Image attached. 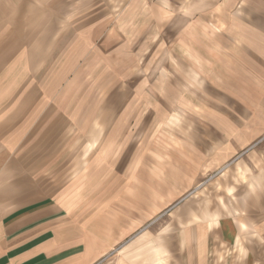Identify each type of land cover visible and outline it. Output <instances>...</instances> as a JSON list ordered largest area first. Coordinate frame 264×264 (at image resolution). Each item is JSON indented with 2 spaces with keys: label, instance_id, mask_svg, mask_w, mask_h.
I'll return each instance as SVG.
<instances>
[{
  "label": "crops",
  "instance_id": "0c3cea01",
  "mask_svg": "<svg viewBox=\"0 0 264 264\" xmlns=\"http://www.w3.org/2000/svg\"><path fill=\"white\" fill-rule=\"evenodd\" d=\"M234 217L264 237V0H0V264H207Z\"/></svg>",
  "mask_w": 264,
  "mask_h": 264
},
{
  "label": "rangeland",
  "instance_id": "374dc122",
  "mask_svg": "<svg viewBox=\"0 0 264 264\" xmlns=\"http://www.w3.org/2000/svg\"><path fill=\"white\" fill-rule=\"evenodd\" d=\"M95 1H99L100 3L116 1V5H119L125 0ZM207 179H213L212 183L208 184L207 188L204 186L200 187L189 200L184 202L181 206V210L196 209L203 212L207 202L208 205L206 208H212L213 211H216L213 216H209L211 218L209 225L216 226L218 224V216H225L229 212L226 205L222 207L220 204L223 193L220 183V173L209 175L204 180ZM226 191L225 188V193ZM206 195L208 196L207 201L205 200ZM226 202L231 213L236 214L238 210L243 209L242 206H237L229 200H226ZM234 223L238 232L230 221L229 224L234 235L232 238H225L226 236L223 237V235H221L222 229L225 230L223 224L214 228L212 237L208 241V251L206 254L207 264H264V237L257 236L254 228L240 218L234 217ZM163 253H166L164 249L157 250L150 258L152 261L162 264L163 259L161 255ZM170 261H172V257H170L168 261L166 259L164 264H171ZM173 261L179 262L178 259Z\"/></svg>",
  "mask_w": 264,
  "mask_h": 264
}]
</instances>
